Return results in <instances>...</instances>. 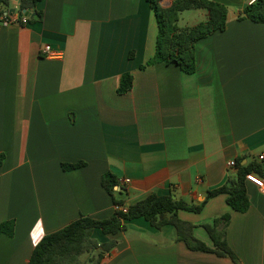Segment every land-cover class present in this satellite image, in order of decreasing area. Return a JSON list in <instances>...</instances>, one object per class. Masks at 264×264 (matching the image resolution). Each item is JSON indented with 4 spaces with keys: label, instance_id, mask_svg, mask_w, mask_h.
I'll list each match as a JSON object with an SVG mask.
<instances>
[{
    "label": "crops",
    "instance_id": "0c3cea01",
    "mask_svg": "<svg viewBox=\"0 0 264 264\" xmlns=\"http://www.w3.org/2000/svg\"><path fill=\"white\" fill-rule=\"evenodd\" d=\"M214 1L227 8L226 26L195 42L191 73L173 62L145 65L158 32L147 0H38L41 17L23 10L27 23L0 29V222H14L11 236L0 233V264H27L45 234L81 215L111 216L107 171L130 179L114 187L126 205L150 193L199 204L236 178L229 160L244 156L246 164L264 153V22L238 18L251 0ZM206 18L188 9L177 24ZM45 44L61 57H47ZM124 72L132 87L118 93ZM78 161L85 164L62 167ZM246 192L244 212L220 193L177 216L210 244L202 225L229 214L230 248L243 264H264V193L248 181ZM124 225L114 234L93 230L99 244L116 241L98 264H234L189 249L170 223L137 217Z\"/></svg>",
    "mask_w": 264,
    "mask_h": 264
},
{
    "label": "trees",
    "instance_id": "16d2710c",
    "mask_svg": "<svg viewBox=\"0 0 264 264\" xmlns=\"http://www.w3.org/2000/svg\"><path fill=\"white\" fill-rule=\"evenodd\" d=\"M38 0H19L18 9L31 10L41 17L42 13L35 10ZM156 16L157 38L155 53L145 65L156 62L166 64L176 63L183 71L191 73L195 70L194 44L197 40L222 31L226 26L227 8L223 3L214 0H171L168 6H162L160 0H147ZM10 0H0V7H9ZM204 9L207 18L191 26L179 27V14L188 9ZM239 19L248 18L255 22H264V0H255L245 5ZM29 20V18H28ZM132 56V53H130ZM144 67V65H141ZM133 76L124 72L120 77L118 93H124L132 87ZM4 155L0 153V164ZM244 156L234 159L236 178L227 179L222 184L207 190L205 199L194 204L183 199H175L171 194L158 195L150 193L146 197L127 204V211L115 209L113 214L105 219H95L81 215L62 228L45 234L34 246L27 264H79L81 255L96 251L90 258V264H98L103 252L115 245V240L99 244L93 238L95 228L104 233H116L125 228L124 220L144 217L153 226L160 227L165 223L172 224L176 229V239L183 241L189 249L213 252L218 256L229 257L234 264H243L230 248L226 240V229L230 216L225 213L213 218L211 223L203 224L210 239V244L194 235V225L177 216L180 209L199 212L207 200L217 194H227V203L235 210L244 212L249 207L246 192L245 174L255 172L264 176V160H252L246 164L241 161ZM85 162L62 163L64 170L78 168ZM103 188L111 195L113 203L124 204L122 199L115 196V186L119 185L115 175L109 171L101 177ZM14 222L6 220L0 222V233L9 236L13 234ZM100 249V250H98ZM98 250V251H97Z\"/></svg>",
    "mask_w": 264,
    "mask_h": 264
},
{
    "label": "built area",
    "instance_id": "2783aa9c",
    "mask_svg": "<svg viewBox=\"0 0 264 264\" xmlns=\"http://www.w3.org/2000/svg\"><path fill=\"white\" fill-rule=\"evenodd\" d=\"M255 0H251V3L254 2ZM14 10L10 12L8 8L2 9L0 7V29L13 22H18V23H27L28 22V17L27 15H24L19 11V9L13 8ZM42 52H44L47 57L51 58H57L61 57L62 53L59 50L53 49L50 44H45L43 45ZM258 161H263L264 160V153L258 155L257 157ZM228 166H234V160H229L228 161ZM245 180L248 182H251L254 184L256 187L260 189L264 193V176L259 175L255 172H248L245 174ZM118 184H128L130 183V179L128 177H120L117 178ZM115 209L121 210L123 212L127 211V205L126 204H120V205H115Z\"/></svg>",
    "mask_w": 264,
    "mask_h": 264
},
{
    "label": "rangeland",
    "instance_id": "374dc122",
    "mask_svg": "<svg viewBox=\"0 0 264 264\" xmlns=\"http://www.w3.org/2000/svg\"><path fill=\"white\" fill-rule=\"evenodd\" d=\"M184 16H186V15H184ZM183 16V17H184ZM182 17V19L179 21V23L178 24H180V25H182V23L184 22V18ZM89 258H90V254H87V255H83L82 256V259L80 260V262L81 261H83V262H86L87 260H89Z\"/></svg>",
    "mask_w": 264,
    "mask_h": 264
},
{
    "label": "water",
    "instance_id": "95a60500",
    "mask_svg": "<svg viewBox=\"0 0 264 264\" xmlns=\"http://www.w3.org/2000/svg\"><path fill=\"white\" fill-rule=\"evenodd\" d=\"M14 9L12 8V9H10V12H12ZM25 11V10H24Z\"/></svg>",
    "mask_w": 264,
    "mask_h": 264
}]
</instances>
